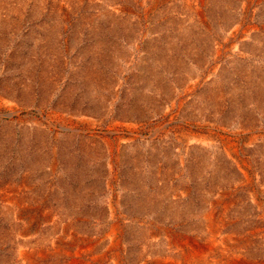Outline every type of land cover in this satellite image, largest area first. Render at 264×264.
<instances>
[{"label":"rangeland","instance_id":"obj_1","mask_svg":"<svg viewBox=\"0 0 264 264\" xmlns=\"http://www.w3.org/2000/svg\"><path fill=\"white\" fill-rule=\"evenodd\" d=\"M0 264H264V0H0Z\"/></svg>","mask_w":264,"mask_h":264},{"label":"bare ground","instance_id":"obj_2","mask_svg":"<svg viewBox=\"0 0 264 264\" xmlns=\"http://www.w3.org/2000/svg\"><path fill=\"white\" fill-rule=\"evenodd\" d=\"M76 261V260H75Z\"/></svg>","mask_w":264,"mask_h":264}]
</instances>
